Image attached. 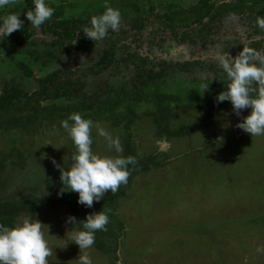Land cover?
Masks as SVG:
<instances>
[{
  "label": "rangeland",
  "instance_id": "374dc122",
  "mask_svg": "<svg viewBox=\"0 0 264 264\" xmlns=\"http://www.w3.org/2000/svg\"><path fill=\"white\" fill-rule=\"evenodd\" d=\"M58 1L46 3L56 5ZM63 2L65 17L102 14L106 3L121 12L120 30H110L114 62L100 70L93 65L101 48L109 44L107 38L96 43L90 40L83 51L61 53L47 45L50 36L36 30L34 44L26 47L38 53L35 59L26 54L24 47L17 48L4 38L0 40V93L10 85L30 93L36 90L38 78L66 66L69 77L78 76L83 82L82 90L110 98L101 108L102 115H94L89 109L72 110L75 103L56 98L47 102L65 108L63 115L59 116L60 110L49 113L44 109L28 126L0 128V198L52 197L47 204L19 213L15 226L25 218L44 224L45 239L53 249L49 264H77L80 249L69 232L74 225L66 223L73 216L70 202L80 221L101 210L109 216L107 231L100 235L109 252L88 249L93 264H264V252L258 251L264 248V136L252 137L236 127L250 114V108L237 116L231 102L208 111L193 107L210 94V86L204 91L201 85L212 77L205 65L210 62L219 66L217 54L228 53L235 58L241 52L236 46L242 43L260 52L255 43L264 41V35L251 33L252 14L243 9L225 15L216 31L213 26L217 21L208 24L212 30L205 39L212 40V44L201 47L177 42L157 20L165 6L184 7L195 0ZM33 7L32 0H18L17 6L0 9V16L14 11H24L25 15ZM133 15L141 17L138 30L129 27L128 19ZM44 49L51 55H44ZM126 52L145 56L151 63L164 60L171 64L159 79L140 89L135 101L114 94L122 83L123 89L129 88L127 81L133 67H123L117 60ZM192 59L205 64L193 66L189 72L175 71L172 63ZM16 62L26 65L30 76H25ZM149 62L142 68L147 69ZM152 68L156 70L157 66ZM45 103L39 101L42 107ZM73 112L118 137L122 147L126 144L136 158H147L152 163L150 169L131 175L120 195L110 197L108 192L91 208L78 203V193L67 195L68 202L58 195L61 189H69L63 186L60 171L52 161L65 170L73 163L76 149L61 126V121ZM8 117L0 115V120ZM175 130L179 133L168 135ZM92 139L95 154L117 155L95 128ZM77 227L79 224L75 231L80 230Z\"/></svg>",
  "mask_w": 264,
  "mask_h": 264
},
{
  "label": "trees",
  "instance_id": "16d2710c",
  "mask_svg": "<svg viewBox=\"0 0 264 264\" xmlns=\"http://www.w3.org/2000/svg\"><path fill=\"white\" fill-rule=\"evenodd\" d=\"M47 4L55 9L54 16L51 20L43 24L38 30L40 34H46L51 37V39L47 42V45L56 47L61 53H69L72 51L79 52L85 50L88 44H90V40L84 36L83 28L85 26H90L91 17L89 15L83 17L76 14L65 17L62 12L65 6L63 0H59L56 5H53L52 3ZM243 9L252 14L251 19L253 23L251 25V33L264 35V31H261L256 25V18L264 17V0H235L232 2L220 1L217 3H214L211 0H195L194 3L184 7L167 5L162 8V11L157 16V20L161 27L168 30V32L171 33L177 42L187 41V44H197L198 46L202 47L205 44H212V40L207 42L205 39V35L207 36L211 33L212 29L210 26L212 25V22L217 21V24L213 26V28L215 27L214 30L216 31L217 26L218 28L221 26L223 16L230 14L234 15L241 12ZM20 13V19L24 21L23 28L12 33L5 39L11 40L17 48L24 47L26 49V54L35 59L36 56H38V53L34 49H27L26 47L32 46L34 44V38H32V36L37 29H34L30 25L26 15H24V11ZM128 20L130 28L138 30L141 27V17H138V15H133ZM208 24H210L209 27ZM110 35L112 34L109 30V33L106 37L109 44L106 45V47L104 45V47L101 48L96 61L93 63L97 70L105 69L110 64H112V62H114L115 46L114 40ZM75 40L77 41L75 44H73ZM252 44L254 43L252 42ZM255 44L257 46L256 49L259 47L260 52L264 53V41L261 43L257 41ZM236 47L239 51H242L243 47L251 46L242 43L238 44ZM42 51L44 55H51V52H48L46 49ZM135 59L138 60V62L134 63L133 61ZM117 60L118 62L123 63V67L127 64H130L133 67L132 74L127 81L129 88H127V90L123 89L124 84L122 83V85H120L119 88H117V91L114 93L120 97L122 96L121 98H125L128 101L137 100V98L140 97V89L151 85L154 81L159 79L162 72L165 71L169 65H171L169 62L164 60H158L155 63H151L147 60V57H140L139 55L130 52H126L124 56L118 58ZM117 60H115V62ZM148 62L150 63L149 67L147 69H143L142 67L144 64ZM172 64L175 67V71L189 72L190 68L193 66H202L205 63L203 61H198L197 59H192L176 61ZM154 65H156L158 69H153L152 66ZM215 65L216 64L212 65L210 62L205 65V69L212 73L211 78L205 79V82H207L210 86V94L204 98L203 102L195 104L193 106L194 108H203L204 110L208 111L215 105L230 102H216V97L218 94L227 90V84L229 81L223 69L220 66ZM16 66L25 76H30L31 71L22 62H16ZM74 71L76 70L74 69ZM65 72L70 71L66 66H62L61 68L54 69L44 76L38 78L36 80V90L30 93H26L25 91L23 92L20 88L13 85L3 87L0 93V115H7L9 117L0 120V128L8 129L14 126H28L30 123L35 122L39 118L40 113L42 114L44 109L49 113L56 111L58 112L60 110L61 113L59 116L63 115L62 113L65 108L56 107L52 102H47L56 98L69 99L72 101V104L75 103L70 108L72 110H77V108L85 110L89 109L94 115H102L101 108L107 105V99L110 97L104 99L100 98V95L95 92L90 93L82 90L83 82L80 80V78L78 76L69 77V75H67ZM110 90V93H112V89L109 88V91ZM104 93L107 94L108 92L104 91ZM39 101H46L45 106L42 107L39 104ZM68 115L69 113L67 116ZM164 129L166 130L165 126H163V130ZM170 133L177 134L179 131H169L168 135H171ZM127 148L128 147L126 144H124L122 155L124 157H135V155L130 153ZM136 159L138 163L134 167L133 165L128 166L129 170L131 171V175L152 167V163L147 161V158L142 160L138 158ZM127 185H122L115 195L109 192V196L116 197L120 195ZM75 194L77 193L67 190L63 192V194L60 196V199L65 200L67 195ZM51 200V196H26L22 199L16 200L0 198V224H3L7 227H14L15 217H17L19 213L30 212L34 208L49 203ZM65 202H68V200H65ZM69 209L73 216L77 217L78 220L79 217L74 212L71 202L69 203ZM77 222H80V220ZM79 226L80 227L77 228L83 230L82 224H79ZM99 232V234H97V232L95 234V243L92 247L97 251L107 254V252H109L108 247H105V242L101 240L100 236L103 235V231Z\"/></svg>",
  "mask_w": 264,
  "mask_h": 264
},
{
  "label": "clouds",
  "instance_id": "9594fccd",
  "mask_svg": "<svg viewBox=\"0 0 264 264\" xmlns=\"http://www.w3.org/2000/svg\"><path fill=\"white\" fill-rule=\"evenodd\" d=\"M33 8L25 15L30 25L39 30L43 24L51 20L55 9L46 3V0H32ZM18 0H0V9L17 6ZM102 14L94 15L90 19V26L83 28L84 36L96 42L105 39L109 30L118 32L121 27V12L104 5ZM20 11L10 12L0 16V40L23 28L24 21L20 19ZM256 25L264 31V17L256 18ZM77 40L73 42L76 43ZM215 60L226 73L229 83L227 90L216 97V102L230 101L232 110L240 116L242 110L251 109L246 117L242 118L236 127L250 134L252 137L264 136V53L251 47H243L239 54L232 58L228 53L217 54ZM207 90L209 84H202ZM71 121V123H70ZM75 146L72 154V165L65 170L53 160L54 166L60 171V180L64 187L79 195L78 203L91 208L111 192L117 193L122 185L126 186L133 167L138 163L136 157L122 155L123 147L118 137H113L91 119L82 114L73 112L67 119L61 121ZM104 138L110 150L117 153L115 156H101L92 150V130ZM63 187V188H64ZM63 190L58 195L63 194ZM111 211L110 209L108 210ZM109 216L105 211L88 214L86 219L77 222L74 216H69L66 223L82 224V229L71 232V241L79 246L80 254L77 264H93L88 249L95 243L97 231H107ZM43 226L38 219L25 218L14 227L0 224V264H49L53 249L45 239ZM264 252V248L258 249Z\"/></svg>",
  "mask_w": 264,
  "mask_h": 264
}]
</instances>
